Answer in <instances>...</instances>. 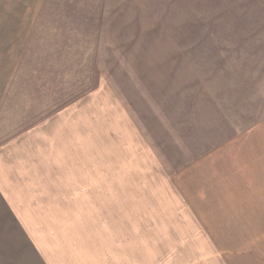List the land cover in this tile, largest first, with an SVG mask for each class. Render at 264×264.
<instances>
[{
	"label": "rangeland",
	"instance_id": "1",
	"mask_svg": "<svg viewBox=\"0 0 264 264\" xmlns=\"http://www.w3.org/2000/svg\"><path fill=\"white\" fill-rule=\"evenodd\" d=\"M7 101V117L24 126L57 110L71 109L65 133L80 120L74 133L92 152L80 175L112 180L113 195L127 200L110 205L114 219L128 212L130 231L112 237L129 240V264H264L255 255L239 263L235 249H220L227 236L215 219L179 211L200 210L195 196L238 193L237 185L264 196L263 177L250 170L264 168V0H49ZM263 212L225 220L252 230ZM178 228L193 232L175 234L172 256L161 243ZM255 233L264 242V231Z\"/></svg>",
	"mask_w": 264,
	"mask_h": 264
},
{
	"label": "crops",
	"instance_id": "2",
	"mask_svg": "<svg viewBox=\"0 0 264 264\" xmlns=\"http://www.w3.org/2000/svg\"><path fill=\"white\" fill-rule=\"evenodd\" d=\"M48 5L49 0H0V264H129V240L120 237L115 241L112 237L115 232L122 235L130 231L127 221L123 222L127 220L128 212L120 210V219H114L112 213L116 209L110 205L114 201L119 202V197L121 201L127 200H123L124 196L113 195L111 179L91 184L86 181L88 178L80 175L82 156H87L84 161H88L92 152L90 149L82 150L80 134L74 133L75 126L71 130L73 132L65 133V112L71 109L57 110L52 120L49 114L41 115L27 126L21 124L24 120L20 122L7 117L4 110L20 59ZM126 7L125 2L117 6L121 11ZM170 53L167 55L169 58L182 60L183 56L178 52ZM179 64L177 67L180 68L181 61ZM74 116L80 119L79 115ZM50 120L58 131L61 125V139L56 131L54 134L50 132ZM84 170L87 171L88 167ZM250 170H254L252 179L255 172H260L258 175L264 179V168L254 164ZM234 187L239 191L233 195L195 196L193 201L203 203L200 210L186 211L181 207L179 211L184 214L183 219H215L214 223L219 224L222 235L228 239H225L226 244L219 245L220 249H235L239 263L246 260V256L251 258L254 255L264 261V242L254 235L264 231V220L252 230L249 223L245 226L241 222L239 226L232 221L228 223L232 226H228L225 220L240 219L238 212H244L247 219L251 218L253 212L264 208V196L247 195L241 189L242 185ZM179 202L186 200L181 196ZM99 217L104 220L101 225L94 222L89 226L80 221L81 218L91 220ZM260 217H264V212L256 216ZM223 226L229 231L224 229V232ZM236 226L242 229L238 230ZM97 230L101 231L99 237L96 236ZM178 231H183L180 235H187L193 229L178 228L164 234L168 238H164L161 245L167 247L170 255L176 247L175 234ZM230 236L235 237V244ZM144 240H137L141 243H138L139 248L144 246ZM186 241L180 242L186 244ZM246 252L249 255H245ZM140 264H144V260H140Z\"/></svg>",
	"mask_w": 264,
	"mask_h": 264
}]
</instances>
